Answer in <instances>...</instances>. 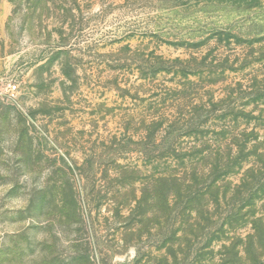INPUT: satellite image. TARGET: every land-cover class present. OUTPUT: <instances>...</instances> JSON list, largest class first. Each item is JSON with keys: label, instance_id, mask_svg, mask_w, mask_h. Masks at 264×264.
I'll list each match as a JSON object with an SVG mask.
<instances>
[{"label": "rangeland", "instance_id": "rangeland-1", "mask_svg": "<svg viewBox=\"0 0 264 264\" xmlns=\"http://www.w3.org/2000/svg\"><path fill=\"white\" fill-rule=\"evenodd\" d=\"M0 264H264V0H0Z\"/></svg>", "mask_w": 264, "mask_h": 264}]
</instances>
